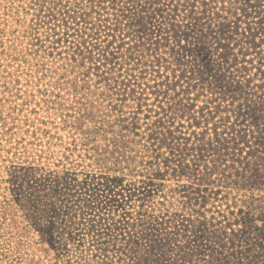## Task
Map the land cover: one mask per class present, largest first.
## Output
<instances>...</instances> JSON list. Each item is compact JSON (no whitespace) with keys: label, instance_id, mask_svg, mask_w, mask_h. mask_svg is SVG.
I'll list each match as a JSON object with an SVG mask.
<instances>
[{"label":"trees","instance_id":"16d2710c","mask_svg":"<svg viewBox=\"0 0 264 264\" xmlns=\"http://www.w3.org/2000/svg\"><path fill=\"white\" fill-rule=\"evenodd\" d=\"M49 14L46 62L0 58V106L30 105L27 145L58 156L54 180L87 166L110 190L106 262H264L246 230L264 225V0H51Z\"/></svg>","mask_w":264,"mask_h":264},{"label":"rangeland","instance_id":"374dc122","mask_svg":"<svg viewBox=\"0 0 264 264\" xmlns=\"http://www.w3.org/2000/svg\"><path fill=\"white\" fill-rule=\"evenodd\" d=\"M25 2L27 14L15 7L22 4L21 0H0L1 37L7 41L4 48H0V52L3 51L1 63L13 64L19 71L26 65L23 60L46 62L54 37L50 28L53 22L49 14L51 0ZM43 3L47 8L36 13ZM86 10L89 12L90 7ZM34 29L39 30L38 33ZM72 38L70 36L69 42L59 48L62 52L58 58L63 63L66 62L65 48L73 42ZM37 39L41 45L38 53L33 44ZM9 40L13 45L8 46ZM14 56L20 58L13 60ZM96 79L94 76L91 82ZM21 80L18 87L23 93L26 90L24 74ZM9 98L0 106L5 113L14 112L17 106L16 120L11 126L13 133L0 139V264H30L32 261L34 264H108L102 249L111 239L112 228L102 218V213L115 203L110 190L100 181L88 184L86 176L91 168L87 166L71 171L67 181L60 177L54 180L51 172L56 168L58 156L37 160L35 150L27 145L28 134L25 133L30 127L27 123H31L28 119L34 118L30 114L31 107L20 95ZM35 98L38 100L37 96ZM37 113L46 114L39 107ZM36 168H40V172H34ZM261 224L259 217L253 227H246L254 241V254L264 250V225ZM257 256L250 264H264L263 256ZM247 260L249 262L250 258ZM247 260H244L246 264Z\"/></svg>","mask_w":264,"mask_h":264}]
</instances>
